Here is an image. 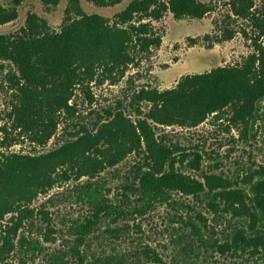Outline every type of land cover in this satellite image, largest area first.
I'll use <instances>...</instances> for the list:
<instances>
[{
    "label": "trees",
    "instance_id": "obj_1",
    "mask_svg": "<svg viewBox=\"0 0 264 264\" xmlns=\"http://www.w3.org/2000/svg\"><path fill=\"white\" fill-rule=\"evenodd\" d=\"M42 1L57 6L60 0ZM88 1L108 6L124 0ZM228 4L235 16L249 19L256 30L254 51L241 64L184 75L169 89L141 88L134 97L136 120L120 109L107 112L106 118L91 129L83 128L46 153L0 150V221L8 213H17L3 236L0 255L4 253V257L15 249L13 240L18 235L19 241L26 240L19 229L33 214L29 204L53 188L57 175L70 179L67 171L58 174L59 168L66 166L75 179L93 178L132 153L141 161L135 166L133 182L124 188L137 194L144 206L152 208L169 199L172 192L203 194L211 205L223 207L239 223L225 245L264 255V165L251 172L245 186L213 173L205 174L201 182L179 169L186 157L179 158L184 149L168 144L156 132L157 126L197 127L210 116L222 118L227 111L233 124L242 125L248 134L252 132L264 101V10L255 14L254 0H229ZM214 9L212 2L202 0H131L110 19L85 12L80 0H69L58 30L52 29L45 18L29 12L23 27L0 34V60L15 68L7 75L14 101L7 113L10 127L0 126L4 135L0 149L17 144L9 136L11 131L45 145L56 133L60 114L70 116L75 112L70 101L77 86L85 88L94 81L101 82L102 76L111 78L113 72L121 78L134 62L135 52L159 47L161 36L155 34L149 20H159L166 13L176 19H201ZM17 18V8L0 5V25ZM233 37L234 32L226 29L223 39ZM141 102L148 104L146 111ZM194 156L191 162L199 169L202 156ZM96 199L92 215L81 225V243L104 212L121 208L105 195ZM80 260V264H87Z\"/></svg>",
    "mask_w": 264,
    "mask_h": 264
},
{
    "label": "rangeland",
    "instance_id": "obj_2",
    "mask_svg": "<svg viewBox=\"0 0 264 264\" xmlns=\"http://www.w3.org/2000/svg\"><path fill=\"white\" fill-rule=\"evenodd\" d=\"M68 1L60 0L57 6H48L42 0H0L2 7L18 10L17 20L0 25V34L23 27L29 12L45 18L52 29L58 30L66 16ZM130 1L108 6H98L88 0L80 3L85 12L111 19ZM202 1L212 2L215 9L201 19H176L166 13L159 20H149L162 42L157 48L135 52V60L123 77L113 72L111 78L102 76L101 82L94 81L85 88L77 86L70 101L75 112L70 116L60 114L56 133L48 143L39 145L28 135L18 136V131H11L9 136L17 144L0 150L29 155L46 153L83 128L91 129L95 122L106 118L107 112L120 109L136 120L134 97L141 88L169 89L184 75L241 64L254 51L256 30L252 22L235 16L229 0ZM254 5L255 14L264 10V0H254ZM226 29L234 32L232 39H223ZM14 71L10 62L0 60V126L11 125L7 113L14 99L7 75ZM261 104L250 134L242 125L230 121L228 111L220 119L208 117L197 127L157 126L156 132L168 144L184 149L179 156L180 159L186 156L179 164L184 173L201 182L205 174H220L245 186L251 172L264 165V101ZM140 106L144 111L148 109L145 102ZM3 136L0 133V140ZM195 153L202 156L199 169L191 162ZM140 161L138 155L129 154L93 178L75 179L66 166L59 168L57 173L67 171L70 179L57 175L53 188L29 204L33 214L19 229L26 240L19 241L18 235L13 240L15 249L4 257L1 254L0 264H58L61 261L80 264L81 258L87 264H264L262 252L241 251L225 245L239 223L223 207L211 205L207 196L172 192L169 199L147 208L137 194L126 192L124 187L133 182L135 166ZM101 195L121 208L104 212L81 243V225L92 215L95 200ZM16 216L17 213H8L0 221V249L6 229L12 226Z\"/></svg>",
    "mask_w": 264,
    "mask_h": 264
}]
</instances>
